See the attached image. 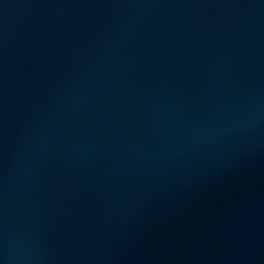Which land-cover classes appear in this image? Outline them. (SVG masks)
Listing matches in <instances>:
<instances>
[{
	"label": "water",
	"instance_id": "water-1",
	"mask_svg": "<svg viewBox=\"0 0 264 264\" xmlns=\"http://www.w3.org/2000/svg\"><path fill=\"white\" fill-rule=\"evenodd\" d=\"M0 264H264V0H0Z\"/></svg>",
	"mask_w": 264,
	"mask_h": 264
}]
</instances>
